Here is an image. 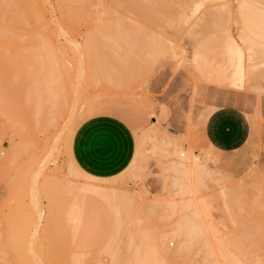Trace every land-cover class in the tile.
<instances>
[{
    "label": "rangeland",
    "instance_id": "1",
    "mask_svg": "<svg viewBox=\"0 0 264 264\" xmlns=\"http://www.w3.org/2000/svg\"><path fill=\"white\" fill-rule=\"evenodd\" d=\"M61 1H34L41 23L0 12V264H226L236 244L264 264V49L240 42L264 1ZM229 36L255 59L235 85ZM221 105L250 122L241 170L202 142ZM101 114L131 130L89 120ZM190 156L193 178L172 172ZM177 224L193 248L162 260Z\"/></svg>",
    "mask_w": 264,
    "mask_h": 264
},
{
    "label": "bare ground",
    "instance_id": "2",
    "mask_svg": "<svg viewBox=\"0 0 264 264\" xmlns=\"http://www.w3.org/2000/svg\"><path fill=\"white\" fill-rule=\"evenodd\" d=\"M35 0H0V12L2 13L3 12V15L5 14V16H6V12L9 10V9H11V7H13V6H15V5H20L21 7H20V11H18L19 10V7L17 8V7H14V11H15V9H16V12L15 13H18V12H21V11H23V10H25V11H23L22 13H24L23 14V16L24 17H26V19L23 17V19L25 20V21H27L28 20V22H30V20L32 19L33 20V22L35 23L36 22V20H37V18L36 17H40V16H42V12H38L39 11V8H38V10H36L35 11V9H36V7L37 6H35V5H37L36 3L37 2H34ZM61 1V0H60ZM92 1V0H91ZM29 2L31 3V2H34V4H30L29 5ZM77 2V1H76ZM75 2V3H76ZM40 3H42V2H40ZM61 3H62V1H61ZM78 3H80V0L78 1ZM45 4V3H44ZM64 4V1H63V3H62V5ZM261 4V3H260ZM42 5H43V3H42ZM252 5V4H251ZM254 5H256V4H254ZM44 6V5H43ZM42 6V7H43ZM243 6V5H242ZM10 7V8H9ZM34 9V11L37 13V14H34V12H33V10H32V14L35 16V17H33V15H32V17H31V15L29 16L28 15V19H27V15H26V13H28V12H31V9L32 8ZM39 7V6H38ZM74 8H76V7H74ZM80 8V7H79ZM6 9H8V10H6ZM18 9V10H17ZM43 9H44V7H43ZM81 9V8H80ZM6 10V12H4ZM12 10H13V8H12ZM11 10V11H12ZM79 10V9H78ZM243 10H244V6H243ZM242 10V11H243ZM11 11H8V14L11 12ZM18 11V12H17ZM80 11V10H79ZM67 12V11H66ZM38 13H40L39 15L40 16H38ZM11 14H12V12H11ZM69 14V13H68ZM75 14V13H74ZM243 12H242V16H243ZM18 15H19V13H18ZM26 15V16H25ZM37 15V16H36ZM67 15V14H66ZM72 15V14H71ZM7 16H12V20L13 19H15V20H19L18 18H20V17H18L17 16V14H14V12H13V14L12 15H7ZM13 16H15V18L13 17ZM20 16L22 17V15L20 14ZM44 16L45 15H43V18H44ZM31 17V18H30ZM64 17V16H63ZM62 17V18H63ZM78 17H79V15H78ZM244 17V16H243ZM1 18V17H0ZM3 18V17H2ZM6 18V17H5ZM35 19V21H34V19ZM61 18V19H62ZM70 18V17H69ZM77 18V17H76ZM259 18V20L261 21L260 23H257L254 19H252V18H249L248 19V17H246V18H243V22H244V19H245V21H248L249 23H245L246 25L244 26L245 28H243L244 29V32L240 35L241 37H240V42H241V44H243L244 46H246V44L247 43H251L252 45H255V44H257L258 45V43H259V45H260V43H261V45H263V48H262V50L264 49V16H261V17H258ZM9 19V18H8ZM30 19V20H29ZM40 19H42V17L40 18ZM40 19H38L37 21H39V23H41L40 22ZM2 20V19H1ZM0 20V21H1ZM10 20V19H9ZM7 21L8 23H11L10 21ZM70 20V19H69ZM22 21V20H21ZM20 20H19V22L18 23H21L22 24V22H21ZM24 21V23L26 24V22ZM45 21V22H44ZM44 21H42V23H46V20L44 19ZM3 22V21H2ZM15 22V21H14ZM56 22V21H55ZM54 22V23H55ZM60 22V21H59ZM7 23V24H8ZM32 24V25H36V24ZM38 23V24H39ZM53 23V22H52ZM13 24V23H12ZM38 24H37V26H38ZM19 25V24H18ZM23 25V24H22ZM28 25V24H27ZM31 25V24H30ZM40 25V24H39ZM0 28H2V26H0ZM8 29V28H7ZM6 28H4V29H1L0 30V35H1V33L3 34V33H5L6 32V34H3V35H1V36H6V35H8L7 33L8 32H10V31H8ZM2 30H5V32L3 31V32H1ZM13 32H11V33H9V34H12ZM13 35H14V33H13ZM13 35H9V37L10 36H13ZM0 36V38H5V36L4 37H1ZM14 37V36H13ZM255 40V41H254ZM258 40V41H257ZM237 40H235L233 37H231V36H229L228 38H227V43H225L226 44V54H228V56H229V61H231V65H232V67L234 68V70H235V75L233 74V76L231 77V78H229L228 80V82H227V84H229V85H235L236 84V82H238V81H241V80H243V77H244V75H245V72H246V63H248L249 61L251 62V60H255V59H252V58H254V56H253V53H252V55L251 56H248L249 58V61H245L244 60V56H243V49L242 48H244V47H241L240 48V46H239V43H237L236 42ZM253 41H254V43H253ZM257 41V42H256ZM249 43V44H250ZM249 44H247L248 45V47L247 48H249V53H250V50L251 51H253V46H250ZM242 45V46H243ZM258 45V46H259ZM252 49H251V48ZM262 47V46H261ZM223 48V47H222ZM246 48V47H245ZM263 53H264V50H263ZM262 53V54H263ZM246 55V54H245ZM249 62V63H250ZM253 62V61H252ZM230 66V65H229ZM231 67V68H232ZM230 69V68H229ZM219 70V69H218ZM228 70V69H227ZM231 70V69H230ZM233 70V69H232ZM234 70H233V72H234ZM218 73V72H217ZM221 74V73H220ZM231 75H232V73H231ZM218 77V76H217ZM220 77V76H219ZM223 77V76H222ZM246 77V76H245ZM221 78V77H220ZM222 79H224V78H222ZM221 79V80H222ZM226 82V79H224V80H222V81H220V79H219V82ZM222 85V84H221ZM1 86V85H0ZM95 112H96V110H95ZM93 114V113H92ZM87 119H88V117H87ZM120 119H122L121 117H120ZM125 119V118H124ZM77 120V119H76ZM123 120V119H122ZM126 121V120H125ZM124 121V122H125ZM130 121V120H129ZM129 123V122H128ZM133 123V122H132ZM131 126H132V124H131ZM133 127V126H132ZM137 127V126H136ZM71 130V129H70ZM71 131H69V133H70ZM191 155V154H190ZM180 156H185L184 154H180ZM192 156V155H191ZM191 156H190V158L188 159V160H186L185 162H177L176 164H175V167H173V171L172 172H174V173H176L177 175H180L181 176V178H183V177H186V178H190V177H187V176H192V169H193V167H192V163H193V160H192V158H191ZM182 159V158H181ZM194 170V169H193ZM194 172V171H193ZM197 172H202V171H197ZM196 173V172H195ZM194 173V174H195ZM191 174V175H190ZM204 174V173H203ZM198 175V174H197ZM195 175H193L192 176V178L194 177ZM202 176V175H201ZM176 177V176H175ZM179 177V176H178ZM199 177H200V175H199ZM186 178H185V180H186ZM197 178V177H196ZM202 178V177H201ZM175 179V178H174ZM184 179V178H183ZM192 180H194V179H192ZM196 180V179H195ZM198 180V179H197ZM179 181H181L180 179H179ZM182 181H184V180H182ZM182 181H181V183H182ZM92 184V183H91ZM90 185V184H89ZM95 185V184H94ZM93 185V186H94ZM97 186V185H96ZM177 186V185H176ZM184 186V185H183ZM182 187V186H181ZM89 188V187H88ZM184 188V187H183ZM90 189V188H89ZM51 193V192H50ZM114 194H115V192H114ZM113 195V194H112ZM116 195V194H115ZM117 197H119L118 195L116 196V198ZM126 197V196H125ZM126 199V198H125ZM117 202V201H116ZM188 222V221H187ZM180 223V222H179ZM178 223V224H179ZM177 224V228H175V230L173 229L172 231H174V232H172L173 234H174V238L178 241V243H179V246H178V249L175 251V252H171L172 254H170V252L168 251V249H162L161 247L159 248V249H162V250H160L159 251V249H158V247H156L157 248V252L158 253H161V254H159V255H161L162 256V260H163V258L165 257V259H167L168 258V260H171V259H175V257L176 256H179V257H181V256H184L185 257V254H187L188 252H189V249H191V248H189V247H192L191 246V242H192V239H191V233L193 232H188L186 229H188V226L186 225V224H181V225H178ZM190 227V226H189ZM198 233V232H197ZM260 234V233H259ZM195 236H196V234H194ZM201 235V234H200ZM165 236V235H164ZM163 236V237H164ZM249 236V235H248ZM247 236V237H248ZM252 236V235H251ZM260 236V235H259ZM237 237V236H236ZM242 237V236H241ZM250 237V236H249ZM249 237H248V239H249ZM167 238V237H166ZM254 238H256L255 239V242H256V240H257V237H256V235H255V237ZM253 238V239H254ZM175 239H173V240H175ZM203 239V238H202ZM240 239V238H239ZM162 241V240H161ZM165 241H167V240H165ZM230 241H231V239H230ZM230 241H229V243H230ZM236 241V240H235ZM251 241V240H250ZM160 242V241H159ZM163 242V241H162ZM194 242V241H193ZM242 242V241H241ZM231 243H233V242H231ZM259 243V242H258ZM164 244V243H163ZM227 244H228V242H227ZM227 244H225V245H227ZM256 243H254V245H255ZM160 245H162V244H160ZM167 245V244H166ZM237 245V247H235V249H233V251L234 250H236L235 251V253L232 251H230L228 248L226 249H224L225 251H224V256L226 257L225 258V260L227 261V262H225L226 264H240V263H242V264H247V261L245 262V259H244V257H243V255H245V252H244V250H242L243 248H245V247H241V245H239V244H236ZM247 245V244H246ZM253 245V246H254ZM164 246H165V244H164ZM223 246H224V244H223ZM252 246V247H253ZM167 247V246H166ZM248 247V246H247ZM250 247H251V245H250ZM165 248V247H164ZM193 248V247H192ZM231 249V248H230ZM247 250L248 249H251V248H246ZM245 249V250H246ZM254 249V248H253ZM252 249V251L254 252V250ZM170 250V249H169ZM214 250V249H213ZM201 251V250H200ZM255 251H256V249H255ZM231 252V253H230ZM248 252V251H247ZM250 252V251H249ZM112 253V252H111ZM163 254V255H162ZM168 254H169V256H172L171 258L168 256ZM173 254H175L176 256L175 257H173L174 255ZM236 254V255H235ZM248 254H250V253H248ZM165 255V256H164ZM192 255V254H191ZM111 256H113L112 257V259H113V264H121L120 263V258L118 257V256H116V255H112L111 254ZM158 256V255H157ZM241 256H242V258H243V260L241 259ZM252 256H254V255H252ZM77 257V256H76ZM249 257V256H248ZM78 259H76L75 260V264H84V262H85V264H87V263H89V262H91V260L90 261H87V260H85L84 259V261L81 259L80 260V257L78 256L77 257ZM183 258V257H182ZM178 259V258H177ZM192 259H193V257H192ZM195 259V258H194ZM159 260H160V257H159ZM211 260V259H210ZM254 260V259H253ZM27 261V260H26ZM123 261V260H122ZM185 261V260H184ZM183 261V262H184ZM196 261V260H195ZM28 262V261H27ZM166 262H167V260H166ZM254 262V261H253ZM24 263V262H23ZM30 263V262H29ZM62 263V262H61ZM71 263H72V261H71ZM70 262L69 263H66V264H71ZM161 263V262H160ZM195 263V262H194ZM73 264V263H72ZM123 264V263H122ZM163 264H165V263H163ZM168 264V263H167ZM191 264V263H190Z\"/></svg>",
    "mask_w": 264,
    "mask_h": 264
},
{
    "label": "crops",
    "instance_id": "3",
    "mask_svg": "<svg viewBox=\"0 0 264 264\" xmlns=\"http://www.w3.org/2000/svg\"><path fill=\"white\" fill-rule=\"evenodd\" d=\"M251 18L257 23L261 22L259 18ZM89 120L114 123L124 131L131 130L122 119L111 114L94 115L89 117ZM250 132V122L241 109L233 105H221L205 120L201 134L204 145L207 148H212L214 153L218 154L219 166L241 170L242 166H247L242 151H246L247 159H251L249 151ZM105 134L109 137V141L116 140L113 131H107ZM237 155H240L241 158L236 160Z\"/></svg>",
    "mask_w": 264,
    "mask_h": 264
}]
</instances>
